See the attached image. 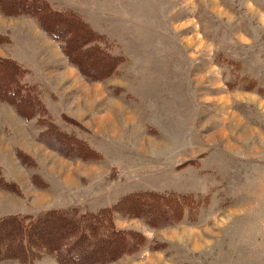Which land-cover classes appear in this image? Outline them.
I'll return each instance as SVG.
<instances>
[{"label": "rangeland", "instance_id": "374dc122", "mask_svg": "<svg viewBox=\"0 0 264 264\" xmlns=\"http://www.w3.org/2000/svg\"><path fill=\"white\" fill-rule=\"evenodd\" d=\"M39 1L73 14L71 24L90 40L82 46L97 64L91 67L113 59L114 72L87 80L64 40H52L33 18L1 11L0 59L26 71L22 80L36 86L44 120L100 159L64 157L53 130L38 138L45 130L37 128L38 112L26 124L0 102V169L18 187H0V220L95 215L131 194H160L179 205L177 215L149 216L155 227L142 209L137 217L121 207L113 213L128 242L145 245L100 259L84 240L79 258L264 264V0ZM18 150L34 165L23 164ZM0 264L59 262L35 247Z\"/></svg>", "mask_w": 264, "mask_h": 264}, {"label": "trees", "instance_id": "16d2710c", "mask_svg": "<svg viewBox=\"0 0 264 264\" xmlns=\"http://www.w3.org/2000/svg\"><path fill=\"white\" fill-rule=\"evenodd\" d=\"M42 2L39 0H20L18 2L0 0V11L9 16L33 18L52 40L56 42H63L64 40V53L68 59H71L72 56L75 57V65L82 70L83 76L87 80L101 81L114 72L116 61L110 58L114 63L109 62L104 69L98 66L91 67L92 64H95L92 63V55L88 56V54L83 53L87 51L82 46L85 41L90 40H86V37H83L79 33L80 31L77 32L71 24L73 14L54 11ZM56 19L60 23L56 22ZM51 24H54V27ZM74 24L77 25V23ZM85 25L83 26L85 27ZM73 39H75L73 45H77V47L72 52L68 42ZM0 40L2 39L0 38ZM76 41L78 42L76 43ZM87 60H90V63H87ZM25 72L21 66L13 61L0 59V102L11 106L17 115L25 121L35 118L34 115L38 112L36 116H39L40 119L37 120V127L45 129L43 132L41 131L39 139H43L45 134L53 130L52 133L61 147V154L64 157L88 162L98 161L100 155L85 141L62 133L56 126L52 125L51 120H44L46 111L43 112V106L39 105L34 91L36 86H30L22 80ZM45 122L48 123V129H46L47 124ZM17 156L23 164L34 165L33 159L22 151L18 150ZM0 187L6 190L18 189L14 182L5 180L1 169ZM184 204L183 202L182 205ZM178 205L176 199L169 196L144 193L131 194L126 197V200L118 203L110 210L104 209L95 215L68 216L61 214V212L52 211L53 214L47 213L36 219L31 215L8 216L0 220V260L15 258L17 253L21 255V258H24V256H29L35 247H39L42 252L56 257L59 264H72L74 262L75 264H86L87 259H80L77 251V247L85 243L84 240L92 243L88 248L99 254L98 257L95 255L94 258L101 259L103 254L109 255L111 258L118 254L129 253L136 246L145 245V240L139 241L140 244H130L128 242L132 239L130 234L120 232L114 227L113 213L115 210L121 207L120 209L125 215L137 217L136 213L142 209L140 210L143 212L141 218L148 219V225L155 227V220H151L149 216L157 215L158 212L160 215L176 212L177 215ZM46 234L54 236L58 234V237L53 240L54 238H48ZM18 248L19 250H17Z\"/></svg>", "mask_w": 264, "mask_h": 264}, {"label": "crops", "instance_id": "0c3cea01", "mask_svg": "<svg viewBox=\"0 0 264 264\" xmlns=\"http://www.w3.org/2000/svg\"><path fill=\"white\" fill-rule=\"evenodd\" d=\"M8 107H9L11 110H14L11 106H8ZM14 111H15V110H14ZM14 111H13V112H14ZM14 114H15V112H14ZM15 115H17V114H15ZM19 120H20V118H19ZM20 121H22L23 123H26V124L29 123L28 121H25V120H22V119H21ZM6 124H7V123H6ZM37 128H38V127H37ZM38 129H39V128H38ZM39 135H40V132H39ZM38 138H39V137H38ZM20 151H21V150H20Z\"/></svg>", "mask_w": 264, "mask_h": 264}]
</instances>
